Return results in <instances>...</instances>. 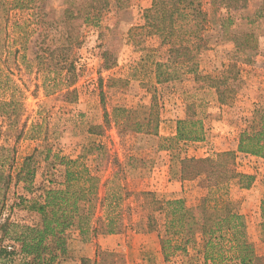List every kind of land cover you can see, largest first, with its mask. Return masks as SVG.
<instances>
[{"label":"rangeland","instance_id":"1","mask_svg":"<svg viewBox=\"0 0 264 264\" xmlns=\"http://www.w3.org/2000/svg\"><path fill=\"white\" fill-rule=\"evenodd\" d=\"M63 1L0 0V103L15 98L13 105L0 107V169L4 171L0 179V250L6 247L10 254L6 260L0 258V264L31 262L21 254L19 244L5 237V227L38 223L39 216L27 208V201L47 181L63 180V160L79 159L89 167L99 178L98 199L109 194L105 211L116 215L117 209L125 210L124 218L119 219L125 226L128 204L133 203L136 212L140 204L146 205L148 212L155 209L153 198L143 195L146 192L130 190L134 194L131 196L126 191L127 178L155 177L158 181L168 172L174 180L181 174V159L211 158L236 151L233 148L256 104L264 99V19L255 16L262 0H250L248 9L240 13L246 18L244 27L250 28L257 39L256 61L232 68L227 83L220 85V94L209 87L204 76L220 77L230 69L235 62L232 44H217L202 53L199 79L183 74L158 84L155 62L160 60L162 35L148 28L144 19L152 0H109V7L98 20L82 27L83 43L75 49L78 79L73 88L78 91V99L68 102L58 89L60 80L54 82L57 75L45 77L35 56L41 33L50 46L64 42ZM106 50L116 59L111 70L101 69ZM189 107L203 120L204 139L173 144L165 141L177 134L178 121L187 118ZM21 129L25 133L17 140L16 132ZM237 157V171L251 176V185H246L248 180L235 179L215 195L233 202L243 216L246 240L261 258L256 264H264L263 218L258 215L264 201V158ZM29 170L35 172L30 191L17 178L19 172L24 176ZM186 181L190 196L203 200L209 193L203 180ZM146 191L156 198L163 194ZM102 205L100 200L93 202L90 230L72 243L58 264H82L80 256L87 244L93 254L90 264H145L137 262L144 259L135 258L126 245L114 252L99 247L98 240L107 236L101 235ZM158 243L160 238L154 240L155 245ZM8 246L15 249L9 251ZM187 249V254L178 252L166 261L163 252L159 256L154 247L148 264H205L197 241Z\"/></svg>","mask_w":264,"mask_h":264},{"label":"trees","instance_id":"2","mask_svg":"<svg viewBox=\"0 0 264 264\" xmlns=\"http://www.w3.org/2000/svg\"><path fill=\"white\" fill-rule=\"evenodd\" d=\"M249 2L250 0H152V6L144 13V19L148 28L162 35L160 60L155 62L158 84L171 82L183 74H191L199 79L202 74L199 72L198 60L202 53L217 44H232L235 62L230 69L222 72L220 77L204 76L209 80L210 88L222 93L220 85L227 83L232 68L237 69L238 63L247 65L256 61L257 39L250 28L244 27L246 18L240 14L248 9ZM61 7L66 26L64 42L58 46H50L41 33L36 42L35 56L44 69L45 77L57 75L54 82L60 80L61 84L57 87L63 91V98L75 103L78 99V91L73 88L78 79L75 49L83 43L82 27L95 23L101 12L109 7V0H64ZM255 16L256 19H264V0L258 6ZM101 58V69L111 70L115 67L116 59L110 51H104ZM237 74L239 76L240 68ZM14 100L15 98L7 103H0V107L11 106ZM16 133L18 140L25 131L21 129ZM204 134L203 120L189 107L187 118L178 121L176 136L164 140L171 144L199 142L204 139ZM238 154L264 158V99L256 104L246 128L241 132L237 151L217 153L211 158L181 159L182 180L201 179L209 188L201 205L191 209L185 205L184 200L161 201L154 194H143L153 198L155 211L165 214V236L161 238V245L166 261L178 252L187 254V246L197 241V236H200L205 264H256L261 259L254 254L246 240V224L233 202L215 195L235 179L248 180L246 185H251L253 178L237 171ZM62 165L65 167L63 180L47 181V184L36 189L37 195L27 201V208L39 216L38 223L11 224L8 226L9 231L5 227V237L10 236V240L20 245L21 254L31 259L29 264H58L59 259L67 254L69 231L77 227L84 235L94 217L93 202L100 200L97 194L99 178L89 167L79 159H65ZM2 170L0 169V179L4 172ZM17 175V178L28 185L26 189L30 191L35 172L29 170L24 176L20 172ZM83 203L90 205L87 214L81 213ZM103 218L106 223L103 234L119 232V215L107 212ZM262 218L264 234V201ZM149 221L159 227L155 215H150ZM9 256L6 247L0 250L1 259L6 260ZM91 262L89 258L82 260V264Z\"/></svg>","mask_w":264,"mask_h":264},{"label":"crops","instance_id":"3","mask_svg":"<svg viewBox=\"0 0 264 264\" xmlns=\"http://www.w3.org/2000/svg\"><path fill=\"white\" fill-rule=\"evenodd\" d=\"M175 135L176 133L172 134V136ZM238 144L239 142H237L236 147L233 148L234 150L236 149V151L238 150ZM175 176H177V178L173 180L169 177L168 172H167V176L166 173H163V176L160 177V179L158 180L159 184L157 183L158 181L157 179H155V177L150 178V180L147 179L133 180L127 178L124 187L126 188V191L130 192V194L132 193L131 191H142L147 193L146 190H152L151 192L156 194L157 192H161L163 193L161 196L157 194L158 200L161 201L179 200V199L184 200L185 205L191 209H195L199 205H201L202 200L190 196L188 194L187 181L182 180L180 172L178 173V175ZM108 195H109L108 193L105 194L104 198L100 199V202L101 203L102 201L107 202L106 199L109 200ZM133 195L134 194H131V196ZM104 202L102 205L103 206L102 214H101L102 220H104L103 217L107 214V212L105 211L106 205ZM82 205L84 209L81 210V213L87 214L90 205L85 203H83ZM139 206L140 209H138L139 211L136 212L135 209L133 208V203L128 204L125 208L127 210L126 212L128 216L126 219L125 226L122 225L121 223L122 220H120V223L118 224L120 228L119 232L114 234H107V236H103L102 238H100L97 243L99 247H101L103 250H108L112 252L116 251L117 248H121V247L123 248L124 245H126L125 248H128L131 253H134L135 258L141 257L144 259V261L137 260V262L140 263L145 262V264H148L150 261L152 262L153 256L151 254L154 253V247L157 248V252H159V256H161L162 245L161 243L160 245L159 243L155 245L154 240H158L159 238L161 239L163 238V236H165V214L160 211H155V209L148 212L147 210L148 207L144 204H140ZM124 211H122L119 208L117 209V212H115V214L119 215L120 218H124L125 216ZM150 215H155V217H157V223L159 224V228L156 227V229H154L150 227V224L148 223ZM258 215L260 217L262 213L259 212ZM135 218H137V220ZM102 227H103V231L106 230L105 222L103 223ZM87 229L90 230V228H86V231ZM160 231H161V235H160ZM101 235H105V234H101ZM69 237L70 238H68L67 240V250H69L70 247H73L72 243H75L76 239H81L82 237L81 230L77 227L73 228L72 230L69 231ZM90 246L91 245L89 244L84 246L83 254L80 257L82 258L86 257L89 259L93 258V254L90 253ZM197 247H200V236H197Z\"/></svg>","mask_w":264,"mask_h":264},{"label":"built area","instance_id":"4","mask_svg":"<svg viewBox=\"0 0 264 264\" xmlns=\"http://www.w3.org/2000/svg\"><path fill=\"white\" fill-rule=\"evenodd\" d=\"M8 250L13 251L14 250L13 246H8Z\"/></svg>","mask_w":264,"mask_h":264}]
</instances>
